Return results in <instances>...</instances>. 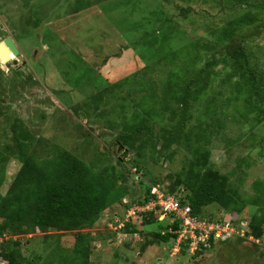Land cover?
<instances>
[{
    "label": "rangeland",
    "instance_id": "1",
    "mask_svg": "<svg viewBox=\"0 0 264 264\" xmlns=\"http://www.w3.org/2000/svg\"><path fill=\"white\" fill-rule=\"evenodd\" d=\"M86 2L90 6L77 11L80 0H0V42L11 37L19 50L8 62L0 58V150L9 146L14 152L8 153L3 193L21 166L15 156L20 143L25 144V152H33L38 159L55 155L56 148L62 146L88 162L100 155L113 163L118 161L123 155V147L116 138L122 129L121 121L133 111L132 99H139L150 90L138 89L136 81L127 82L121 88L104 92L99 109L91 105V96L129 76L152 79L153 90L160 93V88L170 80L169 71L175 68L171 62H161L164 55L201 38L211 43L216 28L244 12L240 7L233 8L232 0ZM254 2L257 6L264 0ZM183 7L189 9L186 17L181 12ZM256 9L252 7L253 11ZM250 42L248 45L258 58L255 61L259 64L258 76L263 78L264 34ZM206 56L213 57L211 53ZM216 60L213 70L218 75L211 78V90L204 97L205 103L201 101L193 110L187 130L197 123L199 116L207 133L212 134L209 145L212 162L220 171L232 174L233 185L240 186L243 195L253 199L254 182L264 180V121L256 124L253 114L243 118L242 113L246 112L243 99L237 101L235 108L229 105L227 113L223 110L217 113L222 123L219 129L216 115L204 116V106L212 96L218 95L223 101L231 90L222 84L230 67L223 68V58ZM121 103L126 106L123 111L115 106ZM211 110L214 111V106ZM155 129L156 133L160 131L157 125ZM162 154L156 153L154 159L146 157L139 178L132 174L136 170L132 168L133 152L124 158L125 167L117 165L118 170L127 174L126 184L131 193L102 212L100 219L87 229L96 237L91 264H264V234L261 237L252 234L244 240L218 241L200 253L189 249L183 254L169 249V243L155 242L153 231L159 229L158 224L141 227L142 233L134 239L123 234L113 237L116 219L129 218L142 223V216L137 215L140 210H135L136 214L130 210L134 206L144 205V209L152 210L148 209V203H134L145 198L148 185L156 180L160 181V190L168 189L175 174L191 157L181 145H174ZM127 204L133 205L128 208ZM262 205L246 206L242 215H238V219L247 222L241 228L252 230V217L264 213ZM204 210L225 216L219 214L216 205ZM166 219L160 216L164 225ZM55 235L58 232L50 230L48 241L41 233L32 235L29 241L22 238L25 256L44 264ZM105 235L112 238L101 239ZM74 240V233L66 232L60 243L70 248ZM144 242L146 249L141 253Z\"/></svg>",
    "mask_w": 264,
    "mask_h": 264
},
{
    "label": "trees",
    "instance_id": "2",
    "mask_svg": "<svg viewBox=\"0 0 264 264\" xmlns=\"http://www.w3.org/2000/svg\"><path fill=\"white\" fill-rule=\"evenodd\" d=\"M102 1L97 0L98 3ZM232 1L233 8L240 7L244 12L216 28L211 43L201 38L170 50L162 60H158L175 65L169 71L168 84L160 88V93L153 90L152 79L145 81L129 76L113 84V87L91 96V105L99 109L105 97L104 92L121 88L127 82L136 81L138 89L150 90L139 99H132L135 107L121 121L122 129L116 138L118 145L123 147V155L115 163L102 155L88 162L62 146L56 148L55 155H45L38 159L33 152H25V144L20 143L15 156L21 166L3 193L8 153L14 152L9 146L5 149L6 153L5 150H0V264H38L25 256L22 238L27 237L29 241L32 235L41 233L45 241H48L50 230L57 231L58 235H55L56 239L43 259L44 264H91L96 237L87 229L100 219L102 212L130 195V188L126 184L127 174L118 170L117 165L125 167L124 158L131 152L134 153L131 162L132 168L136 169L132 172L135 178L140 177L146 157L154 159L156 153L163 155L164 150L174 145H181L191 153L182 169L175 174L172 185L164 191L175 195L182 204L190 205L195 217L231 220L237 228H241L243 220L238 219V215H242L246 206L263 203L261 208L264 209V180H256L253 185L255 197L246 198L240 186L233 185L232 174L220 171L212 162L209 148L212 134L207 133L199 116L196 117L197 123L187 130L193 110L198 108L197 104L201 101L205 103L204 97L211 90V78L218 75L213 70L218 57L225 60L224 69L230 67L222 84L231 90L223 101H220L218 95L212 96L204 106V116L210 114L214 118L216 115L219 129L222 123L217 113L220 110L227 113L229 105L235 108L237 101L243 99L246 110L242 113L243 118H249L253 114L256 124L264 121V77L258 76V58L248 45L251 39L264 34V2L256 6L254 0ZM89 6L86 0H80L77 11ZM254 6L257 8L255 11L252 10ZM181 12L185 17L189 15L187 8H181ZM206 53H211L213 57L207 58ZM146 70H150V66L147 65ZM115 106L120 111L126 107L124 103ZM212 106L214 111L211 110ZM156 117L158 119L152 121ZM156 125L160 130L158 133L155 131ZM12 128L16 133V126L13 125ZM174 153L175 150L171 152L172 155ZM132 168H129L130 172ZM119 180L123 182L119 183ZM155 181L148 185L145 198L134 203L146 204L150 200L152 187L160 183ZM132 205L127 204V207ZM210 205L218 206L219 214L225 216L205 211L204 208ZM137 215L139 218L142 216L141 224L126 221L123 227L112 230L113 237L126 233L127 239H134L136 233H142L141 227L158 224L159 229L153 231L155 242L169 243V249L172 248L177 237L175 231L180 228L179 219L168 214L167 224L164 225L160 221L159 207L140 211ZM115 224L119 225L120 222ZM251 227L252 230H247L243 236L235 234L226 240L211 238L207 247L200 244L197 253L214 247L218 241L244 240L252 234L261 237L264 234V213L252 217ZM66 232H73L75 236L70 248H65L60 243L62 234ZM109 236L112 238L111 235H105L101 239L107 240ZM146 245V242L142 244L141 253L145 251ZM188 251L189 243H183L179 253Z\"/></svg>",
    "mask_w": 264,
    "mask_h": 264
},
{
    "label": "built area",
    "instance_id": "3",
    "mask_svg": "<svg viewBox=\"0 0 264 264\" xmlns=\"http://www.w3.org/2000/svg\"><path fill=\"white\" fill-rule=\"evenodd\" d=\"M151 194L152 197L147 202L148 204H146L148 205V209L159 207L163 219H165L168 214H173L174 219L176 218L181 221L180 228L175 231V233H177V237L174 239L173 246L171 248L174 252H179L183 243H189V249L191 251H196L200 248L201 243L207 247L211 238H214V240H226L235 234L243 236L248 230V228H237L231 220L219 221L193 216L190 205L182 204L175 195L160 190L159 185H154L152 187ZM149 205H151L152 208H149ZM143 206L144 205H136L130 210L135 214V210L147 211L143 208ZM126 221H130V219H116L115 222H120V224H115L114 230L123 227ZM246 223L247 222L243 221L242 225ZM123 235L128 238L126 233H123ZM138 235L139 233L135 234V236Z\"/></svg>",
    "mask_w": 264,
    "mask_h": 264
},
{
    "label": "water",
    "instance_id": "4",
    "mask_svg": "<svg viewBox=\"0 0 264 264\" xmlns=\"http://www.w3.org/2000/svg\"><path fill=\"white\" fill-rule=\"evenodd\" d=\"M18 54L17 45L11 37L0 42V58L3 62H8Z\"/></svg>",
    "mask_w": 264,
    "mask_h": 264
}]
</instances>
